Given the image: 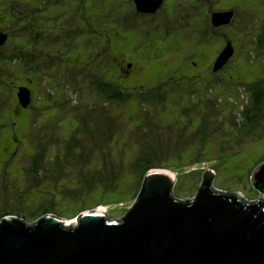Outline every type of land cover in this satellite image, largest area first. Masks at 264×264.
<instances>
[{"label": "rangeland", "instance_id": "374dc122", "mask_svg": "<svg viewBox=\"0 0 264 264\" xmlns=\"http://www.w3.org/2000/svg\"><path fill=\"white\" fill-rule=\"evenodd\" d=\"M84 1H87V11H89L93 27L91 29H94L95 33H91L90 36H87V33H85L78 38L79 50H63L62 56L56 58L54 62L49 63V73H37L31 76L36 82L38 79H42L41 83L43 86L42 88H38L35 84V86L29 87V89L35 93V99H33L30 105V110L18 111L17 103L14 99L16 97L14 92L16 91L15 88L25 85L24 78L21 77L23 68H18L13 71V73L18 71L14 80L8 83L5 79V81L3 80L4 85H0V202H4L6 197L8 198L10 195L14 194L15 191L26 190L27 187H30V183L27 181L26 171L32 165V158L35 157L36 153L35 147L40 146L43 141L47 140L48 158L54 159L56 148L66 147L73 139L72 134L74 129L80 126L78 118H83L91 114L88 108L91 110L96 108L94 102H96L97 97L91 88L92 86L89 80L83 81L81 84L82 86L88 84V86L84 87L81 91L87 100L86 102L79 93H75V84L71 83V85H66L62 90L57 88L58 85H56L52 74H56V71H59L57 69H62L63 65L71 64L74 67H79L87 65L89 62H94L100 54L101 47H103V45L107 46V41L110 40L111 49L109 55L111 56V61L108 64L109 67L106 68V64L103 65L105 63L104 58L107 59L108 57L101 55L100 59V69H102V71L111 68L108 81L120 87L126 93H134L138 88L149 90L160 84H164V91L169 94L163 106L165 109L161 108L159 109L160 111L158 110L160 116L158 115L156 121L157 126L161 129L170 127L171 131H173V134L176 136L173 142H179L187 147L193 144V146L190 147L191 151L184 155V159L199 155L198 153L200 152L202 155H211L208 158L205 157L200 162L195 161L188 164L172 163L171 165L173 166L171 167L159 169V171L163 170L174 176L176 181L180 180L178 187V182L174 187L173 197L180 198L184 201H193L198 195V188H200V186L195 183V180L197 181L196 177L200 176L201 178L207 171H213L216 176L212 187L218 192L235 194L244 199V201L246 200V202L256 203L260 196L253 189L252 172L256 170V166L264 160V117L259 120V128L251 130L247 122H244L242 126L239 125V122L243 121V119L240 118L238 114L232 115L235 110L239 112L237 108L242 102L245 105L248 103L250 105L251 103V100L249 101L246 95L240 91L245 90L247 86L255 83L258 79L261 80L264 78V58H261V54L256 52L255 49V47L261 46L257 45L256 40L251 41L253 36L250 34L252 32L248 33L245 30L230 28L226 30V34L230 35L228 41L233 45L235 56L222 75L223 78L230 80L231 83L229 85H222L223 87L220 88V92L217 91L220 102H224L222 106L219 105V108H223L224 111L222 109L218 117L225 120V124L220 125L217 119H213L209 114L206 115L207 118L209 117V120L213 119L211 122L213 123L212 127L214 129L211 130V134L206 138L207 146L201 151L197 149L198 147L200 148L199 143L201 140L192 137L193 133H196L198 129L197 124L199 120L195 119L194 123L187 124V118L181 115L182 106L176 105V97L170 94L174 87L198 86L201 88L205 81H208V75L206 74L194 80L188 78L196 74L192 73L185 65L184 57L189 50L185 47L184 42L180 43V38H176L175 41L178 44L180 43L181 46L169 48L165 43L166 41L158 40L154 38V36L134 35L127 36V47H124L121 43V37L123 36L122 32L115 30V25L110 24L112 22L111 19H113L112 14H117L122 10L120 6L121 3L117 5L116 0ZM231 1L232 0H223L220 8H228L237 4L240 10V17L244 19L245 22L249 20L250 12L258 5L257 1H255L254 4L250 2L241 3L242 0H239V3ZM15 2L20 4L17 10L21 11L22 15L29 13V9L25 11V5L28 4L32 7L29 16H41L44 20H29L25 16H22L20 22H14L13 28H10V33L20 32V35H26V31L38 32L39 27L46 29L48 33L50 31H55L57 27H60V25L64 23L63 19H54V13L56 11H58L59 14L63 12V10H60L61 6L56 7L53 4H48V6H46V3L41 0H0L1 29H7L8 23L12 21L10 18L13 14H16L10 11V5ZM109 6L114 10L110 11ZM262 14H264V11L259 13L260 16L256 17L254 24L264 19ZM49 18H52V20ZM82 18L83 16L81 12H79V25L86 29V26L83 25ZM68 22L69 20L66 21L65 25H67ZM104 23L107 25V28H109L107 35L101 30L100 24ZM68 27H70V25ZM223 34L225 33L223 32ZM249 35L250 38L248 43L246 39ZM26 36L18 40V43H24L23 41ZM88 40L91 41L89 46L87 45ZM223 45L224 43L222 41L214 43L211 44L210 47L206 46L203 51L209 53V55H207L208 57L214 58ZM26 47L29 48L30 46L28 45ZM7 50L11 51L12 46ZM41 55L42 54L36 52L37 57L46 59V57H42ZM87 56L89 57L87 58ZM122 56H125L129 61L131 60L130 62L138 64V66L134 67L133 71H140L134 74H123ZM115 57L116 59H114ZM202 66H205V64L203 63ZM209 70H212L211 67ZM94 74L95 78L99 80L100 76L98 74V66L96 65L94 66ZM17 77L21 78L15 82ZM222 77L220 78L222 79ZM63 82L65 83V81ZM41 83L38 81V86ZM13 84L16 87L13 86ZM8 85L9 90L7 89ZM48 98H51L53 101ZM197 99H199V97ZM67 100L71 102V107L69 103H67ZM60 102H66V110L63 106H58ZM77 104H79V107L77 106L78 108H72V105ZM138 107L139 106L135 105L129 106L128 111L135 112ZM118 112L119 111L115 113V117L119 131L113 138L114 144L117 146H113L115 149L113 151L111 150V154L113 159L120 161V157H118L120 153H124L126 156H132L129 147L130 144H135L138 134L137 129L131 128L134 124L140 122H137V115H134V119L131 120L127 111L122 113ZM118 117L120 118L119 120H117ZM232 122H235L237 126H230L229 124H232ZM44 124H46V128L43 129L42 126ZM215 129L219 131H214ZM249 132L251 133L248 134ZM239 140H241L240 143H238ZM123 146L127 147L128 150L124 149ZM193 148H195V150H192ZM214 148L219 152L213 151L212 149ZM133 149L134 148H131V150ZM64 180L65 179L61 180L59 186L63 187L67 184ZM5 182L8 187L6 190L4 188ZM47 193H54L57 195L55 201L58 204L57 209L59 212H55V214L52 215L59 217L60 220L69 227H77L78 218H75L76 211L73 209L75 205L70 203V208L65 206L69 201L66 200L64 202V197L61 195V192L58 193L56 191L51 179L41 185L38 190L33 189L32 193H29L30 197L26 199V203L28 201V205L31 204L32 207H35L42 200L48 199L49 196H47ZM97 196L99 197L100 195L98 194ZM92 198L95 199L96 196L90 199ZM90 199L87 201L90 202ZM115 199L116 198L110 197L107 199L108 203H103L98 206L99 208L96 207L97 209L94 208L85 213L100 210L106 213L110 222L120 221L123 217L122 214L124 209L128 208L132 210L137 203L133 199H130L116 204ZM262 200L264 201L263 196ZM41 220L29 223L32 225Z\"/></svg>", "mask_w": 264, "mask_h": 264}, {"label": "trees", "instance_id": "16d2710c", "mask_svg": "<svg viewBox=\"0 0 264 264\" xmlns=\"http://www.w3.org/2000/svg\"><path fill=\"white\" fill-rule=\"evenodd\" d=\"M41 1L46 3V6H48V4H53L56 7L61 6L60 10H63V12L59 14V12L56 11L54 13V19H63L64 23H62L60 27H57L55 31H50L48 33L46 32V29L40 27V29L38 28V32L26 31L27 36L20 35V32L10 33V28H13L12 26L14 22H20L22 16H25L29 20L36 19L40 21V19H43L41 16H29L32 8L31 5H25V11L27 9L30 10L26 15H22V12L17 10L18 5H20L19 3L15 2L10 5V11L16 14H13L10 18L12 21L11 23H8L9 25L7 29L0 28V33L3 32V34L7 36L9 35L7 43L10 44L9 46H12L11 51L7 50L9 49L7 46L4 48L0 46V85L2 86L4 85L3 82L5 79L8 83L15 79L18 72L13 73L15 69L23 68L22 72L24 75L22 74L21 77L24 78V84L27 87H32L36 84L38 88H42V79H38L36 82L31 76H34L37 73H49V63L54 62L56 58L62 56L64 52L63 50H79L78 38L85 33H87V36H90L91 33H95L94 29H91L88 24L91 21V17L89 11H87V1ZM109 9L110 11L114 10L110 6ZM79 12H81L83 16V25L86 26V29L79 25ZM112 15L113 19H111L112 22L110 24L116 25L117 19L114 14ZM84 16L89 17L86 19ZM49 19L52 20V18ZM68 20V24L65 25ZM69 25L70 27H68ZM100 25L101 30L107 35L109 30L107 25H105V23ZM115 30H119L117 26H115ZM250 35L253 36L251 41L256 40L257 45L261 46L255 47L256 52L261 54V58H264V37L261 38L257 30ZM250 35L246 39L248 43ZM24 36H26L23 41L24 43H18V40H21ZM127 36L131 35L123 34L121 37V43L124 47H127ZM209 37H207V43H209L210 40L213 41V44L218 43L217 38L213 37L209 40ZM180 40V43H182L185 39L182 38ZM180 43H176L174 46L179 47L181 46ZM90 44L91 41L88 40L87 45L89 46ZM28 45L30 46L29 48L26 47ZM206 46L210 47L211 44L209 43V45ZM110 49L111 44L110 40H108L107 46L103 45V47H101L100 54L94 62H89L87 65L79 67H74L71 64L63 65L62 69H57L59 70L56 71L57 75L55 73L52 74L56 85H58L57 88L62 90L66 85H71V83L75 84V93H79L85 100L86 98L81 91L84 87L88 86V84L86 86H82L81 84L83 81L85 82L86 80H89L90 85L92 86L91 88L97 97L96 102H94L96 108L94 110L88 108L91 114H88L83 118H78L80 126L74 129L72 134L73 139L66 147L56 148L54 159L48 158L47 140L43 141L40 146L34 148L36 149L35 157L32 158L31 167L26 171V177L27 181L30 183V187H27L26 190L15 191L14 194L10 195L8 198L5 196L6 200L0 202L2 203L0 204V223L4 218L11 216L18 217L31 223L41 220L47 215L59 212L57 209L58 204L55 201L57 195L54 193H47V196H49L48 199L42 200L35 207H32L31 204L28 205V201L26 203V199L30 197L29 193H32L33 189L38 190L41 185L50 179L55 186L56 191L58 193L61 192V195L64 197V202L66 200L69 201L65 206L70 208V203L75 205L73 208L74 211H76L75 218H78L86 211L92 210L96 207L99 208L98 206L103 203H108L107 199L110 197L116 198V204L130 199L137 202L142 183L149 172L159 170L160 168L171 167L173 166L171 165L172 163L188 164L195 161L200 162L205 157L208 158L211 156L208 154L202 155L200 152L198 153L199 155L184 159V155L191 151L190 147H192L193 144L187 147L179 142H173V139L176 138V136L173 134L174 132L171 131V128L161 129L157 126L156 121L159 115L158 110L161 108L165 109L163 106L165 105L169 94L164 91V84H160L149 90L138 88L134 93H126L120 87L108 81L111 68L102 71V69H100V59L101 55L108 57L107 59L104 58L105 63L103 65L106 64V68L109 67L108 64L111 61V56L109 55ZM38 51L42 54L41 56L46 57V59L37 57L36 52ZM203 53L206 56L209 55V53H206L205 51ZM88 57L89 56H87V58ZM122 58V62H125V59L128 60L125 56H122ZM114 59H116V57ZM95 65L98 66L99 80L95 78ZM134 65L138 66L136 63H134ZM202 65L203 62H200V66L198 67L200 70L199 72L193 71L187 67L192 73L196 74L195 76L188 77L192 80L205 76L204 74L208 75V81H205L201 88L198 86H178L174 87L170 92V94L177 99L176 105L182 106L181 115L187 118V124L194 123L195 119L199 120L197 124L198 129L196 133H193L192 137L201 140L199 143L200 148H197L201 151L207 146L206 138L211 134V130L214 129L211 121L217 119L220 125L225 124V120L218 117L223 109L219 108V105L222 106L224 102H220L217 91L220 92V88L223 87L222 85H229L231 83L230 80H226L222 77L225 71L220 75L216 74L222 69L218 70L216 73L212 72L209 75L206 70L202 71ZM122 73L125 74L124 68L122 69ZM21 77H17L15 82ZM220 77H222V79ZM38 81L41 83L39 86ZM63 81H65V83ZM13 86L15 85L13 84ZM7 89L9 90V85L7 86ZM240 92H243L246 95V98H248L249 101L251 100V103L250 105L249 103L245 105L242 102L237 108L239 109V112L235 110L232 115L238 114L239 117L243 119V121L239 122L240 126H242L244 122H247L251 127V130L257 129L260 126L259 120L264 117V79H258L255 83L247 86L245 90ZM32 94H34L33 99H35V93L32 92ZM198 97L199 99H197ZM48 99L51 100V98ZM67 103H69V106L71 107V102L68 101ZM65 104L66 102H60V105L58 104V106H63L66 110ZM134 105L139 106L138 109H136L135 112L128 111V107ZM77 106L79 107V104L72 105V108H78ZM117 111H119L118 113L127 111L131 120L134 119V115H137V122L141 123H136L131 128L137 129L138 134V138L135 141L136 145L130 144L129 147L132 156H126L124 153H120L118 154L120 161L113 159L111 154V150L113 151L115 149L114 147L117 146L114 144L113 140L114 136H116L119 131L115 117ZM207 114L212 116L213 119L209 120V117H206ZM119 119L120 118L118 117L117 120ZM229 125L233 127L237 126L235 122H232V124ZM42 127L43 129L46 128V124ZM217 130L218 129H215L214 131ZM250 133L251 132L248 134ZM240 142L241 140L238 141V143ZM123 147L128 150L127 147ZM131 148L134 149L131 150ZM192 150H195V148ZM212 150L219 152L215 148ZM261 162L264 163V160ZM260 164H258L255 169H257ZM254 171L255 170H253L252 173H254ZM62 179H65L64 181L67 183L63 187L59 186ZM196 179L197 181L195 180V183L200 186L202 177L200 178V176H198ZM177 182L178 187L180 180ZM6 184L7 183L5 182V190L8 188ZM214 191L220 193L216 189H214ZM98 194L100 195L99 197L97 196ZM93 196H96V198L90 199ZM89 199L90 202L87 201ZM174 199L180 202H187L180 198ZM130 211L131 210L128 208L124 209L122 216H126Z\"/></svg>", "mask_w": 264, "mask_h": 264}, {"label": "water", "instance_id": "95a60500", "mask_svg": "<svg viewBox=\"0 0 264 264\" xmlns=\"http://www.w3.org/2000/svg\"><path fill=\"white\" fill-rule=\"evenodd\" d=\"M140 1L155 7L161 2ZM229 15H217L218 22L228 23ZM7 39L0 33V46ZM233 52L229 44L214 71ZM17 96L21 108L31 105L29 89L19 88ZM215 176L207 171L197 197L180 202L173 197L174 176L149 172L136 205L115 223L100 210L79 216L75 228L54 215L30 226L15 216L4 218L0 264H264V163L253 173V189L260 196L256 203L217 193Z\"/></svg>", "mask_w": 264, "mask_h": 264}, {"label": "flooded vegetation", "instance_id": "af4514ba", "mask_svg": "<svg viewBox=\"0 0 264 264\" xmlns=\"http://www.w3.org/2000/svg\"><path fill=\"white\" fill-rule=\"evenodd\" d=\"M117 5L121 3L122 10L119 13L114 14L117 19L115 26L123 33L127 35H149L154 36L165 43L170 48H174L176 38H184V45L189 50L184 61L189 69L199 72L200 62H203L205 66H202V71L206 70L207 74H211L214 71L215 64L220 55L225 51L226 47L230 44V35L226 34V30L236 29L245 30L250 32H259V36L264 37V19L257 21L254 24L256 17L260 16L259 13L264 11V0H242L241 3L250 2L254 4L258 2L257 7L250 12V19L246 22L240 17V10L238 5L235 4L232 7L220 8L223 0H161L159 4L155 6H145L139 0H116ZM231 2L239 3V0H232ZM152 6V7H151ZM259 12V13H258ZM221 13L230 14L228 23H219L217 15ZM264 17V14H262ZM89 16H84L88 18ZM216 19V20H215ZM227 20V19H226ZM88 21V20H87ZM92 28V22L88 23ZM221 24V25H220ZM73 28V27H71ZM223 32L225 34H223ZM3 33V32H1ZM210 36V37H209ZM207 37L209 40L213 37L217 38L218 42H223L224 45L218 50L216 56L207 57L203 52L206 45L213 44V41L207 43ZM9 39V35H8ZM8 39L6 43L1 46L2 48H9ZM173 46V47H172ZM189 47V48H188ZM233 55L227 63L220 69V75L223 73L235 56V50L233 48ZM38 53H40L38 51ZM123 68L126 74L137 73L138 70H134V63L125 59L123 62ZM211 67V71L209 70ZM264 79V78H263ZM21 87L29 89L26 85L15 88V101L18 110H28L21 108L18 101V90ZM31 91V89H29ZM32 94V91H31ZM33 102V94H32Z\"/></svg>", "mask_w": 264, "mask_h": 264}, {"label": "bare ground", "instance_id": "6f19581e", "mask_svg": "<svg viewBox=\"0 0 264 264\" xmlns=\"http://www.w3.org/2000/svg\"><path fill=\"white\" fill-rule=\"evenodd\" d=\"M187 202H191V201H187ZM117 222V221H114V223Z\"/></svg>", "mask_w": 264, "mask_h": 264}, {"label": "clouds", "instance_id": "9594fccd", "mask_svg": "<svg viewBox=\"0 0 264 264\" xmlns=\"http://www.w3.org/2000/svg\"><path fill=\"white\" fill-rule=\"evenodd\" d=\"M246 201V200H245Z\"/></svg>", "mask_w": 264, "mask_h": 264}]
</instances>
